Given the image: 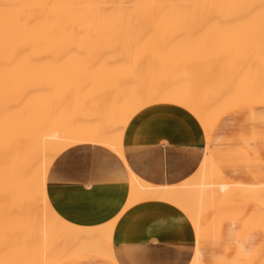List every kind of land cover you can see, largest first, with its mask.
I'll return each mask as SVG.
<instances>
[{"label":"bare ground","instance_id":"6f19581e","mask_svg":"<svg viewBox=\"0 0 264 264\" xmlns=\"http://www.w3.org/2000/svg\"><path fill=\"white\" fill-rule=\"evenodd\" d=\"M223 35L231 44L217 43ZM249 58L250 70L264 69V0H0V264L125 258L111 241L115 216L75 226L48 202L53 161L78 145L102 147L120 163L110 176L129 184L124 210L166 201L198 228L224 201L264 207V163L250 174L253 183H235L218 169L222 152L210 147L224 114L264 106V75L243 83L238 73ZM155 104L184 108L205 135L199 169L173 185L130 171L122 145L132 117ZM190 264H203L197 249Z\"/></svg>","mask_w":264,"mask_h":264},{"label":"crops","instance_id":"0c3cea01","mask_svg":"<svg viewBox=\"0 0 264 264\" xmlns=\"http://www.w3.org/2000/svg\"><path fill=\"white\" fill-rule=\"evenodd\" d=\"M217 123L210 147L216 154L222 152L218 169L230 181L253 183L250 174L264 163V106L237 107ZM122 145L130 171L156 185H173L199 169L205 135L197 119L184 108L155 104L132 117L124 128ZM89 146L72 147L55 158L48 175L47 198L54 212L71 225L97 227L115 216L112 245L116 251L126 253L117 264H190L194 245L203 264H264V225H260L264 213L258 215L252 204L218 206L198 228L177 206L166 201H145L124 210L129 184L110 176L121 167L120 163L104 148ZM118 211H122L119 216Z\"/></svg>","mask_w":264,"mask_h":264},{"label":"rangeland","instance_id":"374dc122","mask_svg":"<svg viewBox=\"0 0 264 264\" xmlns=\"http://www.w3.org/2000/svg\"><path fill=\"white\" fill-rule=\"evenodd\" d=\"M234 36H236L238 33H237V31L236 30H234ZM233 33V32H232ZM237 33V34H236ZM231 35V34H230ZM179 36V35H178ZM178 36L176 37V38H178ZM233 35H231V37H232ZM224 37V35L221 37V38H223ZM221 38L220 39H217V41L219 40H221ZM226 38H227V41H229V38L228 37H225V38H223V41L221 40L220 42L218 41L217 43L218 44H220V45H222V46H224L225 44H226ZM231 39V38H230ZM179 40H182L181 38H179V39H174V42H180ZM189 42H191V41H189ZM203 42H205V41H203ZM207 42V41H206ZM192 43V42H191ZM191 43H189V45H191ZM194 43L195 42H193V44L192 45H194ZM224 43V44H223ZM228 44H226L225 46H227V45H229V43L231 44V40L229 41V42H227ZM244 43V42H243ZM242 42L240 43L239 42V44L240 45H242L243 44ZM195 45H197V44H195ZM201 45H203V44H201ZM205 45V44H204ZM206 46V45H205ZM205 50H203V52H204ZM207 58V57H206ZM210 59H212L213 60V58L212 57H209ZM248 59V58H247ZM250 60H252L251 58H249V60L247 61V63H246V59H244L243 61H242V65L240 64V66H241V69H240V66L238 67L239 69H240V72H238L239 74H240V77H241V80H243V83L245 82V81H248V79L249 80H255L256 78H258V77H260V76H263L264 75V69L262 68H260V67H255V68H253V69H251L250 70V67H248V65L249 66H252L251 64H250ZM208 70L210 71V73H211V71H212V67H210V68H208ZM153 73H154V71H152ZM180 72V71H179ZM257 72V73H256ZM258 72H259V74H258ZM263 72V73H262ZM156 74V73H155ZM154 74V75H155ZM176 74H178V72H176ZM182 74H184V73H182ZM185 76L184 77H189V74L187 75V74H184ZM256 75H258V76H256ZM195 79V78H194ZM218 155H217V159H218ZM216 163H218V161L216 162ZM221 171V170H220ZM221 173L224 175V173L221 171ZM151 184H153V183H151ZM153 185H156V184H153ZM235 200V201H234ZM234 200H228V201H224V202H222V203H219V204H217L216 206H214V207H212L207 213H206V215L204 216V218H203V220H202V222H201V225H202V223L204 222V220H205V218L207 217V215L208 214H210L211 212H212V210L214 209V208H216V207H218V206H222V205H225V204H229V203H233V202H248L249 204H252L253 205V207H254V211H255V209L257 208V211H255V212H258L259 214L258 215H262L263 213H264V207L262 206V205H260L259 203H256V202H254V201H251V200H248V199H242V200H240V199H234ZM174 206V205H173ZM260 221L262 222L260 225H264V221L262 220V219H260ZM200 225V226H201ZM200 229V228H199ZM197 238H198V235L196 236V241H195V244H197ZM194 252H195V245H194ZM194 254V253H193Z\"/></svg>","mask_w":264,"mask_h":264}]
</instances>
